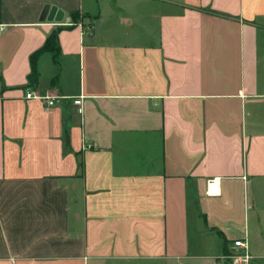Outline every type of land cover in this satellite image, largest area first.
Masks as SVG:
<instances>
[{"label": "crops", "instance_id": "crops-1", "mask_svg": "<svg viewBox=\"0 0 264 264\" xmlns=\"http://www.w3.org/2000/svg\"><path fill=\"white\" fill-rule=\"evenodd\" d=\"M237 240L264 264V0H0V264H232Z\"/></svg>", "mask_w": 264, "mask_h": 264}, {"label": "built area", "instance_id": "built-area-1", "mask_svg": "<svg viewBox=\"0 0 264 264\" xmlns=\"http://www.w3.org/2000/svg\"><path fill=\"white\" fill-rule=\"evenodd\" d=\"M26 99L42 101L45 104V110L48 111L58 103L59 98L56 96L41 95L34 91H28L26 93ZM74 103L78 106H81L82 98L75 100ZM80 111H82V109H80ZM233 247L240 250V253L235 257L232 256L228 258V260L230 259L232 261V264H252L254 258L248 252H243V250L246 249L245 242L242 240H237L233 243Z\"/></svg>", "mask_w": 264, "mask_h": 264}, {"label": "trees", "instance_id": "trees-1", "mask_svg": "<svg viewBox=\"0 0 264 264\" xmlns=\"http://www.w3.org/2000/svg\"><path fill=\"white\" fill-rule=\"evenodd\" d=\"M73 20L77 24L78 21L80 20V17L78 14L73 15ZM41 52H50L53 54L54 58L57 59L59 55V46H58V33L53 34L48 38L46 41L45 46L39 50L37 53H35L31 57V62H32V73L30 75V80L31 82H37V71L35 69V60L36 57L41 53Z\"/></svg>", "mask_w": 264, "mask_h": 264}, {"label": "water", "instance_id": "water-1", "mask_svg": "<svg viewBox=\"0 0 264 264\" xmlns=\"http://www.w3.org/2000/svg\"><path fill=\"white\" fill-rule=\"evenodd\" d=\"M53 12H55V9H53ZM56 21L57 22H61L63 20L64 14L61 11L57 10V14H56Z\"/></svg>", "mask_w": 264, "mask_h": 264}]
</instances>
